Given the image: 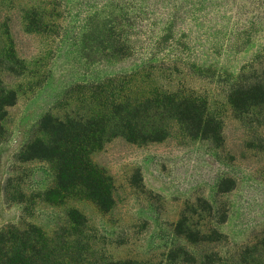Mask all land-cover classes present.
<instances>
[{"label": "rangeland", "instance_id": "374dc122", "mask_svg": "<svg viewBox=\"0 0 264 264\" xmlns=\"http://www.w3.org/2000/svg\"><path fill=\"white\" fill-rule=\"evenodd\" d=\"M263 66L264 0H0V78L17 94L0 122V229L60 234L68 264H201L205 254L264 264V106L243 112L230 101ZM149 90L206 100L220 138L190 136L174 120L160 141L112 137L91 154L111 180V209L76 192L44 201L52 165L17 161L42 136L40 120L90 116ZM5 188L28 200H7ZM183 217L213 240L179 235Z\"/></svg>", "mask_w": 264, "mask_h": 264}, {"label": "trees", "instance_id": "16d2710c", "mask_svg": "<svg viewBox=\"0 0 264 264\" xmlns=\"http://www.w3.org/2000/svg\"><path fill=\"white\" fill-rule=\"evenodd\" d=\"M12 60H16L15 56H10L8 61ZM14 68L13 63L4 67L9 71ZM260 72L253 82L238 85L230 95L237 110L245 112L253 106H264V66ZM16 100V91L4 86L0 78V122ZM171 120L180 123L193 137L218 140L221 136L220 122L209 114L206 100L181 92L137 91L133 96L112 97L104 103L100 113L90 116L45 115L38 127L42 136L30 139L17 161L44 160L52 165L55 181L42 194L44 201L61 203L67 193L76 192L91 198L102 210H109L114 203L113 186L107 174L93 164L92 152L116 136H123L132 143L160 141L167 136ZM8 182L10 184V180ZM5 196L9 201L24 203L28 200L17 188H5ZM30 209V205H25L23 213L28 215ZM68 216L77 226L83 222L76 209H71ZM176 231L191 243L213 240L186 217L178 222ZM66 241L58 233L50 237L33 223L7 225L0 229V264H68L64 253ZM211 256L205 254L201 264H211Z\"/></svg>", "mask_w": 264, "mask_h": 264}]
</instances>
